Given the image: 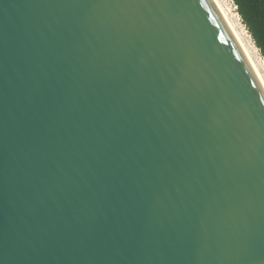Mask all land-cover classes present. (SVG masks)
Listing matches in <instances>:
<instances>
[{
  "label": "water",
  "instance_id": "water-1",
  "mask_svg": "<svg viewBox=\"0 0 264 264\" xmlns=\"http://www.w3.org/2000/svg\"><path fill=\"white\" fill-rule=\"evenodd\" d=\"M0 264H264V87L214 0H0Z\"/></svg>",
  "mask_w": 264,
  "mask_h": 264
},
{
  "label": "bare ground",
  "instance_id": "bare-ground-1",
  "mask_svg": "<svg viewBox=\"0 0 264 264\" xmlns=\"http://www.w3.org/2000/svg\"><path fill=\"white\" fill-rule=\"evenodd\" d=\"M239 43L241 44L244 52L246 53L250 63L252 64L259 80L261 81L264 87V61L258 55L254 45L248 39V35L241 27V24L236 17V13H234L233 9L227 5L226 0H214ZM229 4V3H228ZM243 26V25H242Z\"/></svg>",
  "mask_w": 264,
  "mask_h": 264
},
{
  "label": "trees",
  "instance_id": "trees-1",
  "mask_svg": "<svg viewBox=\"0 0 264 264\" xmlns=\"http://www.w3.org/2000/svg\"><path fill=\"white\" fill-rule=\"evenodd\" d=\"M244 24L264 57V0H233Z\"/></svg>",
  "mask_w": 264,
  "mask_h": 264
},
{
  "label": "rangeland",
  "instance_id": "rangeland-1",
  "mask_svg": "<svg viewBox=\"0 0 264 264\" xmlns=\"http://www.w3.org/2000/svg\"><path fill=\"white\" fill-rule=\"evenodd\" d=\"M226 3H227L228 6H230V7L233 9L234 13L237 14L236 17H238V20H239V22H240V24H241V27L243 28V30H244V31L246 32V34L248 35L247 37H248V39L251 41V43L254 45L256 51L258 52L259 57H260L261 59H263V61H264V57L262 56V54H261L259 48L257 47V45L255 44V42H254V40H253L252 35L250 34L249 30L247 29L246 25L244 24V22H243V20H242V18H241V16H240V14L238 13V10H237V6H236V4L234 3L233 0H226ZM228 3H229V4H228ZM242 25H243V26H242Z\"/></svg>",
  "mask_w": 264,
  "mask_h": 264
}]
</instances>
